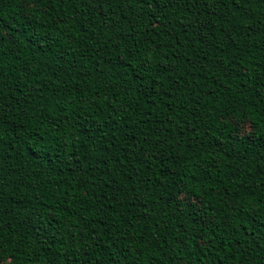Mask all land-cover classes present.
<instances>
[{
	"label": "trees",
	"instance_id": "16d2710c",
	"mask_svg": "<svg viewBox=\"0 0 264 264\" xmlns=\"http://www.w3.org/2000/svg\"><path fill=\"white\" fill-rule=\"evenodd\" d=\"M0 264H264V0H0Z\"/></svg>",
	"mask_w": 264,
	"mask_h": 264
},
{
	"label": "snow or ice",
	"instance_id": "6c2138e0",
	"mask_svg": "<svg viewBox=\"0 0 264 264\" xmlns=\"http://www.w3.org/2000/svg\"><path fill=\"white\" fill-rule=\"evenodd\" d=\"M244 134L246 135L247 133L245 132ZM196 203H197L196 201H193L192 202V206L195 207ZM201 244H202V246L204 245V241L203 240H201Z\"/></svg>",
	"mask_w": 264,
	"mask_h": 264
},
{
	"label": "rangeland",
	"instance_id": "374dc122",
	"mask_svg": "<svg viewBox=\"0 0 264 264\" xmlns=\"http://www.w3.org/2000/svg\"><path fill=\"white\" fill-rule=\"evenodd\" d=\"M246 130H247V127L244 128V131H246Z\"/></svg>",
	"mask_w": 264,
	"mask_h": 264
}]
</instances>
